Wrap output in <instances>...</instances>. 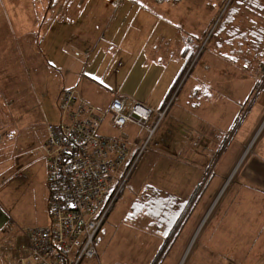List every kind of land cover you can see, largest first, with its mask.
<instances>
[{"label":"rangeland","instance_id":"374dc122","mask_svg":"<svg viewBox=\"0 0 264 264\" xmlns=\"http://www.w3.org/2000/svg\"><path fill=\"white\" fill-rule=\"evenodd\" d=\"M250 1L197 13L187 0H0V264L24 243L19 228L49 227L42 146L65 90L103 111L115 95L155 113L166 105L95 240L97 258L80 264H264V206L254 223L238 213L264 198L250 186L255 169L264 176V37L228 29ZM184 41L194 56L165 102ZM128 130L132 155L134 129L105 122L99 134Z\"/></svg>","mask_w":264,"mask_h":264},{"label":"built area","instance_id":"2783aa9c","mask_svg":"<svg viewBox=\"0 0 264 264\" xmlns=\"http://www.w3.org/2000/svg\"><path fill=\"white\" fill-rule=\"evenodd\" d=\"M57 110L60 120L47 126L42 147L50 225L21 229L26 245L11 264H80L94 259V238L165 114V109L155 113L124 95H115L101 111L74 91L61 95ZM105 122L118 131L135 128L131 146L137 153L131 164L128 134H99Z\"/></svg>","mask_w":264,"mask_h":264},{"label":"crops","instance_id":"0c3cea01","mask_svg":"<svg viewBox=\"0 0 264 264\" xmlns=\"http://www.w3.org/2000/svg\"><path fill=\"white\" fill-rule=\"evenodd\" d=\"M226 2H227V0H187V4L189 6H187L186 8H188V9L191 8V7L196 8V9H198V12L197 13H205V12L206 13L207 12L209 13L208 9H210V7H216L217 6V7H220L219 9H221L222 7H225ZM113 4H114V2H113ZM167 4H171V3H167ZM125 8H126V5L123 2H122V4L119 3L116 6L115 11L112 14H114L115 17H121L122 16V12L124 11ZM206 20H207V17H206ZM253 22L254 23L257 22V19L255 17H250L245 22L234 19L230 24H232L231 27H233L234 29H242L243 27L252 29L253 28V26H252V23ZM198 23H199V21H198ZM243 24H245V25H243ZM155 43H156L155 45L157 46V42L156 41H155ZM180 45L178 46V48H176V53L177 54H176V57L175 58H177L178 60H180V57H179L180 56V54H179V47H180ZM85 46L86 47H84V48H86V49L93 48V45L91 43L89 45L85 44ZM146 55H147V53L144 52V56H146ZM158 56H160V59H161V53L158 55L157 54V49H155L154 57H155L156 60H158L157 59ZM75 68H77V67H75ZM111 94H112V92H111ZM112 95H114V93ZM124 96H126V95H124ZM113 97L114 96H111L110 97V100H109V104L108 105H110ZM79 99L80 100H83L81 98H79ZM162 108H163V105L160 106V109L159 110H161ZM164 109H165V107L163 108V110ZM101 111H103V110H101ZM167 113H168V111H167ZM167 113H166V116H167ZM127 127L135 130V128L133 126H127ZM127 127H126V129H127ZM126 133L128 134V137H129V130ZM134 134H135V132H134ZM128 140H129V138H128ZM258 170L259 169H255V171H253V174L255 175L254 178H255L256 181L250 182L251 183L250 186L253 187V188H255V190H257L262 195H264V179H263L264 176L262 175L263 173L261 174V172H259ZM249 201H250V204L249 205L251 206V208L250 209H247V210L245 208H240L238 210V213L241 216H244V214H247V216H248L247 218L249 220L248 222L251 223V221H252L254 223L255 222V219L262 213V211L259 209L260 208L259 206H264V198H253V199H249ZM237 205H240L241 207L242 206H245V205H241V204H237ZM4 218L6 219V216L5 215H4L3 219ZM7 222H9V220ZM4 223H5V221H4ZM4 223L2 224V226L4 225ZM4 228H2V229H4ZM18 250L19 249H17V251L13 255V258L11 259V261H13L14 257L17 255ZM11 261H10V263H12Z\"/></svg>","mask_w":264,"mask_h":264},{"label":"trees","instance_id":"16d2710c","mask_svg":"<svg viewBox=\"0 0 264 264\" xmlns=\"http://www.w3.org/2000/svg\"><path fill=\"white\" fill-rule=\"evenodd\" d=\"M160 3H171L172 1H175V0H158ZM245 8L247 9V11L246 12H243V13H245V14H243V16H240V17H236L235 19L236 20H239V21H247L248 20V18H250V17H255L256 19H257V22L256 23H252V26H253V28L251 29V30H253L251 33H250V36L254 39V41L253 42H257V40H258V37H259V35L261 34V33H263V37H264V0H251L250 2H249V4H248V6H245ZM234 20V19H233ZM232 20V21H233ZM231 23V22H230ZM229 23V24H230ZM230 25H232V24H230ZM228 29L230 30H236V29H234L233 27H231V26H229L228 27ZM239 30V29H238ZM237 36H233V37H230V40H231V42L233 43L234 42V40H235V42L232 44V46L235 44V45H239V43H238V41H237ZM259 45L262 47V49L261 50H263L264 51V40H262V43L260 44L259 43ZM194 50V49H193ZM192 50V52L190 53V49H189V47H188V44L187 43H185V41L182 43V45L179 47V54H180V58L181 59H184V64H183V68H182V70H181V73H180V75H179V77H178V79H177V81L174 83V85L171 87V89H170V91L168 92V94H167V96H166V100H165V102H167L168 101V99L171 97V95H172V93H173V91H174V89H175V87H176V85L178 84V82H179V80H180V78L182 77V75L184 74V71L187 69V67L191 64V61H192V59H193V56H194V51ZM241 50H242V48H241ZM224 54H227V53H224ZM241 57H242V54L240 53V55H239V57H237V59L238 60H241ZM263 58V57H262ZM237 59H236V61H237ZM261 70H263L264 71V65H262L261 67ZM261 70H259V74H261ZM257 80H259V78H256ZM260 81H263V80H261L260 79ZM260 81H258V83L254 86L255 88H258L259 86H260ZM261 88H263V86H261ZM66 91H74V90H65L64 92H66ZM197 90H195V92H196ZM63 92V93H64ZM62 93V94H63ZM196 93H194V95H195ZM128 97V96H127ZM60 99V98H59ZM58 99V100H59ZM166 105H163V108L165 107ZM163 108L161 109V111L163 110ZM160 111V112H161ZM60 120V119H59ZM43 147V146H42ZM136 153H137V150L132 154V155H130V159H129V163L131 164L132 163V161L134 160V158H135V155H136ZM44 160H45V158H44ZM262 165L264 166V162H262ZM245 168V167H244ZM247 168V167H246ZM17 176V175H16ZM128 179H129V177H128ZM128 181V180H127ZM45 184H46V182H45ZM126 185V184H125ZM125 187V186H124ZM46 188H47V185H46ZM122 192H123V190H122ZM122 192L119 194V196H118V198L116 199V201H115V203H114V205H113V207H112V209L109 211V213H108V215L106 216V218H105V221L103 222V224H102V226L100 227V229H99V231H98V233H97V235H96V237L94 238V245H95V240H96V238H97V236H98V234L100 233V231H101V229H102V227H103V225H104V223L106 222V220H107V218L109 217V215H110V213L112 212V210H113V208H114V206H115V204L117 203V201L119 200V198H120V196H121V194H122ZM192 196H194V194L192 195ZM194 198H195V196H194ZM47 212H48V207H47ZM50 225V224H49ZM34 229H36V228H34ZM20 230H21V228H19V236H20V238L22 239V241L24 242L18 249H21V248H24V246L26 245V242H25V239H24V237H23V235L21 234V232H20ZM24 231H28V230H32V228L31 229H23ZM96 249V248H95ZM96 254H97V251H96ZM97 258V256L94 258V259H96ZM91 260H93V259H91ZM81 263V262H80Z\"/></svg>","mask_w":264,"mask_h":264}]
</instances>
